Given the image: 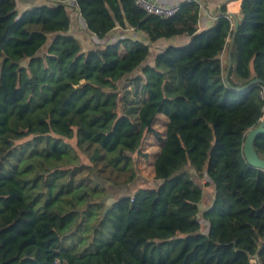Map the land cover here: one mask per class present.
I'll list each match as a JSON object with an SVG mask.
<instances>
[{"label":"trees","instance_id":"16d2710c","mask_svg":"<svg viewBox=\"0 0 264 264\" xmlns=\"http://www.w3.org/2000/svg\"><path fill=\"white\" fill-rule=\"evenodd\" d=\"M64 1L18 12L17 0H0V264H212L184 261L194 237L232 247L213 264H264V199L250 201L264 196V172L242 152L264 85L236 90L264 81V0L241 1L236 30L225 15L199 30L192 1L159 17L132 0H75L90 33L130 28L149 40L87 50L68 33ZM178 36L189 40L147 63L152 43ZM207 112L218 114L219 146L204 172L214 189L204 235L200 183L182 168L200 166ZM147 135L163 143L156 162L167 164L174 139L185 160L157 186L129 191ZM253 146L264 159V134ZM109 186L126 192L112 198Z\"/></svg>","mask_w":264,"mask_h":264},{"label":"rangeland","instance_id":"374dc122","mask_svg":"<svg viewBox=\"0 0 264 264\" xmlns=\"http://www.w3.org/2000/svg\"><path fill=\"white\" fill-rule=\"evenodd\" d=\"M132 76V75H131ZM264 95V91L262 92ZM264 118V114L262 119ZM166 118L160 115L158 120L154 125V129L161 138H165L166 135ZM206 121V122H205ZM205 132L208 137V141L202 144L200 150V166L195 171L193 169L184 166L182 169L189 170L191 176L199 181V185L202 191H207V186L204 184V172L207 166L213 164L216 161L217 148L219 146V133L216 127H210L211 121H218V114L214 112L206 113L205 120ZM74 145V140H68ZM163 143H159L157 138L153 135H147L141 148L140 155H133L134 165L136 168V177L129 184L126 189L129 191H135L143 187H154L159 184L163 176H168L174 170H176L177 165L184 162V150L181 149L174 139L171 145L170 153L167 156V164L163 162H156L157 156L160 152ZM82 161L87 163L84 156L81 155ZM110 196L112 198L117 197L118 193L126 192L125 189H119L109 186ZM206 195V194H205ZM262 195H256L250 201L255 205L261 200ZM205 199L203 203H205ZM249 228L254 227L252 223H248ZM256 227V225H255ZM202 232L205 230V226L201 225ZM264 237V233H263ZM225 251V252H224ZM221 253L229 255V249L223 247H213L208 245L203 238L194 237L191 239V247L188 254L185 256L184 261L187 262L192 257H198L203 259L205 262L216 263L219 261V256Z\"/></svg>","mask_w":264,"mask_h":264},{"label":"crops","instance_id":"0c3cea01","mask_svg":"<svg viewBox=\"0 0 264 264\" xmlns=\"http://www.w3.org/2000/svg\"><path fill=\"white\" fill-rule=\"evenodd\" d=\"M56 0H17V10L22 12L29 7L41 4H54ZM163 5H175L181 4L183 2H196L200 5V12L198 18V29L206 30L213 26L215 21L220 17V12L227 13L233 16L239 23L242 18L240 5L242 0H151ZM64 4L70 18V26L68 33L73 35L79 41L80 45L84 50L90 48H103L105 45L114 44L118 41L125 39H136L144 43H149L147 37L143 34L136 33L130 28L122 29L120 27H115L102 37H98L93 33H90L87 30L86 23L82 16L79 13L78 6L75 0H65ZM231 20V24L234 26V19L228 17ZM189 37L187 36H178L171 39L159 40L151 44V56H149L147 63L152 64L154 55L160 51V49L168 45H184L188 42ZM207 182L206 175L204 177V184ZM206 194V195H205ZM214 197L213 186H207V191H202V199L199 203V213L197 215L200 224L205 226L204 232L201 231V234H206L208 229V224L202 219V213L210 206ZM205 199V203H203ZM229 251L232 250L230 245L226 246Z\"/></svg>","mask_w":264,"mask_h":264},{"label":"water","instance_id":"95a60500","mask_svg":"<svg viewBox=\"0 0 264 264\" xmlns=\"http://www.w3.org/2000/svg\"><path fill=\"white\" fill-rule=\"evenodd\" d=\"M219 12H220V15H225L227 17H232L234 19V22H235L234 23V29L236 30L238 27V24H239L237 22V20L233 16H231L230 14L222 13L221 11H219ZM234 38H235V35H233L231 38V41L229 44L228 55H227V68H226L225 76H224V80H225V83L227 85H229L228 76H229V71H230L231 66H232L231 50H232L233 45H234ZM256 84H263L264 85V81H262L260 79H254V80H251L246 86L238 88L236 90L238 92H242L245 89H247L253 85H256ZM262 134H264V118L259 123L258 126L250 129L248 131V133L246 134V137H245L244 142H243L242 152H243L244 159L248 163L249 166H251L254 169H258V170H261L264 172V159H262L258 156V154L255 151L254 146H253V142H254L255 138L259 135H262Z\"/></svg>","mask_w":264,"mask_h":264},{"label":"built area","instance_id":"2783aa9c","mask_svg":"<svg viewBox=\"0 0 264 264\" xmlns=\"http://www.w3.org/2000/svg\"><path fill=\"white\" fill-rule=\"evenodd\" d=\"M135 7L143 11L146 15H153V16H159V17H171L174 14H176L180 10V5H163L161 3H157L151 0H132ZM262 97L264 98V95L261 93ZM263 119L262 117L259 118V121L261 122ZM250 264H261L259 258L257 255H253L250 260Z\"/></svg>","mask_w":264,"mask_h":264}]
</instances>
